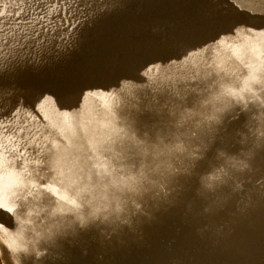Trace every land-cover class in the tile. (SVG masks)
Masks as SVG:
<instances>
[{
  "label": "water",
  "instance_id": "obj_1",
  "mask_svg": "<svg viewBox=\"0 0 264 264\" xmlns=\"http://www.w3.org/2000/svg\"><path fill=\"white\" fill-rule=\"evenodd\" d=\"M0 259L264 264V0H0Z\"/></svg>",
  "mask_w": 264,
  "mask_h": 264
},
{
  "label": "clouds",
  "instance_id": "obj_2",
  "mask_svg": "<svg viewBox=\"0 0 264 264\" xmlns=\"http://www.w3.org/2000/svg\"><path fill=\"white\" fill-rule=\"evenodd\" d=\"M258 146L254 139L245 144L239 152L228 153L229 161L219 164L208 173L202 175L198 196L204 201V207L210 214L222 208L229 199L225 189H232L233 185L242 186L239 177L234 172L243 171L251 166L252 158L256 155ZM234 161V163H233ZM211 177L210 182H205L203 177ZM241 211L244 209L241 208Z\"/></svg>",
  "mask_w": 264,
  "mask_h": 264
},
{
  "label": "snow or ice",
  "instance_id": "obj_3",
  "mask_svg": "<svg viewBox=\"0 0 264 264\" xmlns=\"http://www.w3.org/2000/svg\"><path fill=\"white\" fill-rule=\"evenodd\" d=\"M236 26H237L236 22H232V23L229 25L228 30H233ZM217 34H219V33H217ZM85 87L91 88V87H93V85H86ZM82 92H83V89H81V94H82ZM68 100H69V99H68ZM68 100H67V101H68ZM67 101H66V102H67ZM66 102H65V103H66Z\"/></svg>",
  "mask_w": 264,
  "mask_h": 264
},
{
  "label": "rangeland",
  "instance_id": "obj_4",
  "mask_svg": "<svg viewBox=\"0 0 264 264\" xmlns=\"http://www.w3.org/2000/svg\"><path fill=\"white\" fill-rule=\"evenodd\" d=\"M0 264H2V261H1V259H0Z\"/></svg>",
  "mask_w": 264,
  "mask_h": 264
}]
</instances>
